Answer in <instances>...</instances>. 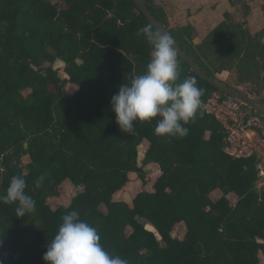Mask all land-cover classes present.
<instances>
[{
  "label": "trees",
  "instance_id": "16d2710c",
  "mask_svg": "<svg viewBox=\"0 0 264 264\" xmlns=\"http://www.w3.org/2000/svg\"><path fill=\"white\" fill-rule=\"evenodd\" d=\"M145 3L206 74L217 79L234 71L251 84L250 91L236 89L245 94L264 86V26L251 31L248 2L241 20L224 12L198 43L190 23L171 27L156 0ZM261 12L264 19V2ZM147 24L133 0H0V195L22 176L36 201L22 217L15 204L0 203V264H46V246L72 210L98 230L106 251L129 264H264V184L256 157L228 154L224 128L203 107L213 92L227 95L177 56L181 80L193 77L204 89L188 134L157 136V118L137 122L132 135L115 122L111 97L151 58L152 47L137 36ZM57 60L66 78L54 68ZM67 85L75 90L68 93ZM151 165L159 171L154 180L146 172ZM130 174L142 186L131 205L114 198ZM65 181L78 191L67 205L52 206L49 198Z\"/></svg>",
  "mask_w": 264,
  "mask_h": 264
},
{
  "label": "clouds",
  "instance_id": "9594fccd",
  "mask_svg": "<svg viewBox=\"0 0 264 264\" xmlns=\"http://www.w3.org/2000/svg\"><path fill=\"white\" fill-rule=\"evenodd\" d=\"M152 47V54L143 74L122 83L111 97L115 122L121 132L134 134L137 122L156 119L154 134L183 138L185 127L201 109L204 89L193 77L180 78L174 39L151 24L137 30ZM264 43V41H261ZM44 177L36 181L40 187ZM26 180L13 177L0 195V203L15 204V216L22 217L36 210V201L26 192ZM54 238L47 244L43 260L46 264H129L119 255H111L101 243L98 230L80 218L76 210L62 216Z\"/></svg>",
  "mask_w": 264,
  "mask_h": 264
},
{
  "label": "rangeland",
  "instance_id": "374dc122",
  "mask_svg": "<svg viewBox=\"0 0 264 264\" xmlns=\"http://www.w3.org/2000/svg\"><path fill=\"white\" fill-rule=\"evenodd\" d=\"M250 5L251 11H250V16L248 19L250 20L249 26L252 32L258 30L259 28L264 26V19L262 17L261 13V4L264 2V0H240L241 5L243 6L244 4ZM239 8V7H238ZM208 9L206 8H199L196 12H188L186 15L183 14H175L173 18L174 20H171V24L173 26H179L181 23H186L188 22V19L191 18L193 23L196 24L197 28L199 29L197 32V35L195 37V40H199L205 33L210 29L211 25L214 24V20H209L208 23H204V25L201 28V22L205 18H202L203 15H206V11ZM240 10V9H239ZM237 8L233 9V15L235 18H239L241 15L243 17L242 11H239ZM179 17V18H178ZM178 18V19H177ZM187 18V19H185ZM201 18V20H200ZM177 19V20H176ZM54 68H58L59 70V75L62 78H66V74L64 72V66L63 63L59 60H57L54 64ZM217 79L225 81L226 83H229L233 88L236 87L235 89H239L240 91H250L251 89V84L250 83H240L237 80L236 74L234 71H223L221 73L217 74ZM255 89H258L255 87ZM66 90L68 93H72L75 90L74 85H67ZM256 94L260 95L264 99V86L261 87L258 92L255 91ZM254 94V93H253ZM253 94H248L250 96H253ZM250 108H244L240 109V125L243 127L245 130H251L256 133V135L263 137L264 138V120L257 115V113H254L249 110ZM147 147L146 141H143V143L138 147V163L141 164V160L143 158V153L145 148ZM28 158L24 157L23 161L27 162ZM146 172L148 174V177L151 178V180H154L158 174V167L156 165H151L148 168H146ZM130 181L129 184L126 185L119 193H117L114 198L117 200H124L128 204L131 205V200L133 196L142 188L140 181L137 179L136 174H130L129 175ZM150 185H145L144 188H148ZM78 191L77 188H75L69 181H65L64 184L58 188V194L55 196H51L49 198V202L52 206H56L58 204H63L67 205L69 202L70 197L75 194ZM217 196H220V193L217 191L216 193H213L212 197L215 198ZM230 202L233 203L235 200L234 195H230L229 197ZM103 209L104 207L101 206ZM147 228H150L147 226ZM151 229V228H150ZM129 230V229H128ZM183 232V227L181 224L176 225L175 227V234L177 236H181ZM159 238V237H158Z\"/></svg>",
  "mask_w": 264,
  "mask_h": 264
},
{
  "label": "built area",
  "instance_id": "2783aa9c",
  "mask_svg": "<svg viewBox=\"0 0 264 264\" xmlns=\"http://www.w3.org/2000/svg\"><path fill=\"white\" fill-rule=\"evenodd\" d=\"M240 103L229 96L213 92L203 104L225 130V151L235 157H256L260 184H264V138L240 125Z\"/></svg>",
  "mask_w": 264,
  "mask_h": 264
},
{
  "label": "crops",
  "instance_id": "0c3cea01",
  "mask_svg": "<svg viewBox=\"0 0 264 264\" xmlns=\"http://www.w3.org/2000/svg\"><path fill=\"white\" fill-rule=\"evenodd\" d=\"M156 2L163 8V10H164V12H165V14L167 16L168 22H169L171 27H175V26H173L170 23L171 20L175 19V18H173V16L175 14L179 13V14L186 15L188 12H196L201 7L208 9L206 11V15H203V17H202V18H205V19L202 20V22H201L202 23L201 24V28L204 25V23H208V19L209 20H214L215 22H214L213 25H211L210 29L205 33V35L214 26H216L218 23H220L223 20V18H224L223 17V13L224 12H229L231 14L232 18L235 21L241 20L243 18L242 15L239 18H235L234 15H233V9L237 8L238 10L239 9L241 10V6H240L241 3L239 2L238 4L232 5L230 0H156ZM250 15L251 14L246 16L248 24L250 23V20L248 19V17ZM191 18L188 19V22L179 24V26L180 25H185L187 23H190L196 30V32H195V37H196L197 32H198L199 29L197 28L196 24L193 23ZM185 19H187V18H185ZM200 20H201V18H200ZM205 35H203L197 41L194 38V42L195 43L200 42Z\"/></svg>",
  "mask_w": 264,
  "mask_h": 264
},
{
  "label": "water",
  "instance_id": "95a60500",
  "mask_svg": "<svg viewBox=\"0 0 264 264\" xmlns=\"http://www.w3.org/2000/svg\"><path fill=\"white\" fill-rule=\"evenodd\" d=\"M133 2L136 7L140 10V12L144 15V17L147 19V21L156 30H160L170 35L168 30L151 14L150 10L148 9L145 3V0H133ZM175 47L177 49V56L181 58L188 65L189 69L194 72L199 78L205 80L218 91L224 93L229 97H232L233 99L237 100L240 104L245 105L246 107L254 110L256 113L264 117V103L259 101L256 93H254L253 96H250L226 85L219 79L209 76L180 48L176 41Z\"/></svg>",
  "mask_w": 264,
  "mask_h": 264
}]
</instances>
